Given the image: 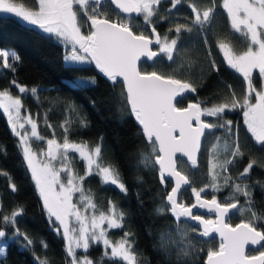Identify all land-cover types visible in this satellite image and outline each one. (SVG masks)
Masks as SVG:
<instances>
[{
    "label": "snow or ice",
    "instance_id": "obj_1",
    "mask_svg": "<svg viewBox=\"0 0 264 264\" xmlns=\"http://www.w3.org/2000/svg\"><path fill=\"white\" fill-rule=\"evenodd\" d=\"M163 2L33 0L29 6L27 0H0V14H12L38 30L44 39L63 45L66 49L63 60L67 65L94 64L114 89L119 86V92H114L115 102L122 112L134 118L145 141L137 166L158 170L159 181L166 189L171 183L170 191L162 198L164 206L157 208V212H169L175 221L174 229L161 233L159 244L170 260L175 256L174 264H189L193 254L200 252L205 254L203 264H264V250L257 249V254L246 251L249 245L264 249V210H256L258 205L252 192L256 185L264 188V181L251 183L254 169H264V159L249 156L246 164L239 167L246 148L240 143L238 127L227 119L229 112L241 110L247 132L255 145L264 150V0H223L222 8L226 10L231 29L246 41L243 50H238L227 36L213 32L216 0H207V3L168 0L167 14L161 15ZM109 3L119 13L128 15L112 19L105 10ZM184 4L190 14L178 17L173 10ZM133 13L142 16L149 34L133 30ZM165 22L169 27L161 34L157 24ZM186 37L200 42L205 53L203 61L193 59L192 47L185 46ZM153 45L157 47L154 49ZM142 57L166 62L171 71H141L138 62ZM20 62L16 51L0 49V71L16 73ZM201 63L207 64L208 74L215 73L220 79L223 95L214 93L200 98L198 81L192 74ZM222 65L243 78L244 88L239 95L232 84L220 77ZM201 73L200 79H203L204 69ZM94 83V78L81 77L73 86L87 88ZM43 91L39 86L30 88L13 78L9 87L0 89V110L17 138V147L49 226L64 241L65 264H104L105 258L123 264H141L132 232L124 231L117 240L109 236L110 230L125 227L126 212L111 199L106 210L101 208L91 190L84 186L89 177L96 176L101 184L113 185L121 193H128L118 168L104 160V137L99 136L93 142L70 139V134L76 131L73 125L87 129L90 121L80 116L73 102L56 98L55 105L65 114L59 124L62 142L58 140L48 120L53 108L33 113L25 103V98L30 97L40 105ZM188 94L194 99L189 100ZM185 100H188L186 105ZM41 120L45 127L53 129L52 138L41 134ZM218 130H223V136H215ZM208 136H214L216 141L207 150L210 182L203 187H191L192 180L182 166L190 163L192 168L199 167L202 148L210 143ZM33 141H43L46 147L37 150ZM0 153L7 155L2 145ZM70 153L78 154L85 163L83 175L74 169ZM0 176L7 178L12 193L19 191L8 171L0 168ZM184 186L191 187L195 203L187 204L181 199ZM225 188L230 194L223 202L216 195L211 199L202 195L208 189L221 192ZM195 208L215 213V219L194 214ZM236 211H247L249 218L235 225L228 223L231 213ZM24 213L22 204L5 210L0 198V258L6 256L9 242H13L31 251L36 264H50L46 255L48 243L38 241L45 255H37V241L19 227V218ZM186 221L196 223L189 225ZM214 233L220 238L218 246L206 250L196 247L197 237L209 238L206 243H211ZM93 245H102L98 260L89 255Z\"/></svg>",
    "mask_w": 264,
    "mask_h": 264
},
{
    "label": "trees",
    "instance_id": "obj_2",
    "mask_svg": "<svg viewBox=\"0 0 264 264\" xmlns=\"http://www.w3.org/2000/svg\"><path fill=\"white\" fill-rule=\"evenodd\" d=\"M205 1V0H204ZM29 6L33 0H27ZM168 2L165 6H169ZM112 19H117L118 9L110 5L105 9ZM166 10V9H165ZM178 17L190 14L187 5H181L173 11ZM167 14L166 11L162 15ZM139 20L140 18H134ZM0 49H11L18 53L21 62L17 65V72L11 73L8 70L0 72V89L9 87L13 78L28 87L39 86L45 91L40 93L41 104L30 97L25 98V103L33 112H41L52 107L53 111L49 113L48 120L53 125L56 138L62 142V129L59 124L65 118L62 109L55 105L56 98L66 102H73L76 111L82 117L90 121V127L79 129L78 125H73L76 131L70 134V139L79 141L81 139L93 142L99 136L104 137L103 156L106 163L114 165L120 171L122 178L125 180L128 193H121L113 185L101 184L100 178L96 176L89 177L85 181V189H90L94 194L96 202L101 208H107L109 199L126 212L125 227L123 229H114L109 232L112 239H119L124 231H130L134 234L135 250L138 254L141 264H174L175 256L169 257L159 248L160 235L165 230L175 228L174 218L169 212L158 213L157 208L164 206L162 198L170 191L171 183L166 189L158 178V170L137 166L139 153L145 150V141L139 126L134 118L127 112H122L119 105L114 99V92H119L120 88L115 89L112 82L106 79L94 64L69 66L63 60L65 48L55 40L44 39L38 30L19 21L12 14H0ZM216 27L213 32L222 36H227L238 50H243L246 46L244 37L235 33L231 27L226 11L220 6L217 9L215 18ZM157 27L163 34L169 27L168 23H159ZM216 29V30H215ZM185 46H191L193 49V59L203 61L205 53L200 42L196 38L189 40L187 37ZM215 51V50H214ZM217 59H219L217 57ZM204 69L203 79H200ZM142 70L145 72L164 71L170 72L167 63L154 62L153 64H142ZM95 77V83L90 84L87 88H77L73 83L81 77ZM220 77L232 84L239 95L243 88V78L232 70L221 66ZM187 78V77H184ZM192 78L198 81L199 96L201 99L216 93L223 95L221 92L223 85L215 73H207V64H199ZM13 94L16 90L12 89ZM226 91V90H225ZM189 98V97H188ZM190 99L194 97L190 96ZM188 100L184 101L186 104ZM51 102V103H49ZM95 102V103H93ZM231 115V119L238 123L239 138L242 146L246 148V155L241 161L242 168L249 156L264 159V150L255 145L247 129L242 126L239 117ZM238 118V120H237ZM53 129L45 127L43 121L40 123V132L46 138H52ZM0 145L6 148L7 155L0 153V168L8 171L14 182L17 184L19 191L12 193L8 188L7 178L0 176V198L3 200L5 210L10 211L17 204H22L25 213L19 218V227L26 231L34 241L36 254L45 255V251L40 247L38 241L44 240L49 247L46 255L50 264H65L64 241L57 236L49 226L46 214L41 207V201L37 194L30 173L27 171L22 160L21 153L17 147V138L10 131L6 117L0 110ZM205 147V146H204ZM205 148L200 159L199 167L192 168L188 163L183 165L189 170L188 176L192 180V187H202L209 183L210 178L207 175V159ZM73 159V167L81 175L84 173L85 163L78 158V154H69ZM184 160V159H182ZM186 161V160H184ZM236 170H233V175ZM137 177L140 179L137 180ZM264 181V169L255 168L251 183ZM229 189L221 191L218 195L222 198ZM253 197L258 205L257 211L264 210V188L256 185L253 189ZM182 200L190 202L193 198L188 191H185ZM241 203L243 198L241 197ZM240 220H246L245 218ZM237 218L232 222L240 221ZM184 221L182 220V224ZM187 224L192 225L187 222ZM175 236V232H173ZM195 235V234H193ZM207 240L197 237L194 241L197 248L218 246L219 241ZM89 255L98 260L102 256V247L93 246L89 250ZM205 254L203 252L193 254L189 259V264H203ZM1 264H36L33 260L32 252L19 247L18 244L9 242L6 256L1 258ZM104 264H123V262L108 261L106 258Z\"/></svg>",
    "mask_w": 264,
    "mask_h": 264
},
{
    "label": "rangeland",
    "instance_id": "obj_3",
    "mask_svg": "<svg viewBox=\"0 0 264 264\" xmlns=\"http://www.w3.org/2000/svg\"><path fill=\"white\" fill-rule=\"evenodd\" d=\"M166 2H168V0H164V2H163V4H162V6H161V15H162V13L165 11V9H167V8H169L170 7V5L169 6H165V3ZM198 2H200V3H207V0H198ZM222 3H223V0H216V5H217V9L221 6L222 7ZM111 4L109 3V4H107L106 5V7H108L109 8V6H110ZM112 6V5H111ZM180 6H178V8H179ZM177 8V9H178ZM175 10V9H174ZM173 10V11H174ZM226 11V10H225ZM125 16H127V15H125V14H123V13H118V14H116L115 15V17L116 18H123V17H125ZM132 16V19H131V23H132V26H133V30L134 31H137V32H140V31H144L145 32V34H148V31H149V29H147L146 28V26L144 25V23H143V18H142V16H137V14H135V15H131ZM140 18V21L138 20H135L134 18ZM65 51H66V49H65ZM84 65H86V64H84ZM0 72H2V71H0ZM85 78H94L95 79V77H89V76H85ZM232 114H234L233 116L234 117H239V119H240V121L238 120V118H237V120H238V122L240 123H242V126L244 127V128H246V126L244 125V123H243V115H242V111L241 110H239V109H237V110H235V111H232V112H229L228 114H227V119H230V120H232L231 118V115ZM212 119V118H211ZM233 121V120H232ZM234 122V121H233ZM234 125L236 126V127H238V123L235 121L234 122ZM239 129V128H238ZM215 136H223V130H218V131H216L215 132ZM208 141L210 142V143H206L205 144V152H206V159L208 158L207 157V150L210 148V146H211V143H215L216 141H215V138H214V136H208ZM33 147L35 148V149H37V150H39L40 148H42V147H46V143L45 142H43V141H33ZM183 167V166H182ZM183 170H184V172L186 173V174H189V170H187L186 168H184L183 167ZM210 182V181H209ZM203 187V186H202ZM187 191H188V193L191 191V189L190 188H188V189H186ZM185 190V191H186ZM225 190V189H224ZM184 191V192H185ZM183 192V193H184ZM220 192H213L211 189H208V190H206V192L204 193V194H208V195H210V196H212V195H216L217 196V198L219 199V200H221L222 202L225 200V198H227L228 196H229V194H230V190L227 192V193H225V195H223V197L221 198L218 194H219ZM190 194H191V196H193V194H192V191L190 192ZM77 196H78V194H77ZM76 199V197H74V200ZM243 204V203H242ZM237 218H238V220H240V219H243V218H245V219H248L249 218V213L247 212V211H245V212H243V213H241V212H238L237 211V213H235L234 214ZM114 230V229H113ZM111 231V230H110ZM112 239V238H111ZM113 240H117V239H113ZM93 246H101L102 247V245H93ZM92 246V247H93ZM102 250H103V248H102ZM0 260H1V258H0ZM0 264H1V261H0Z\"/></svg>",
    "mask_w": 264,
    "mask_h": 264
},
{
    "label": "water",
    "instance_id": "obj_4",
    "mask_svg": "<svg viewBox=\"0 0 264 264\" xmlns=\"http://www.w3.org/2000/svg\"><path fill=\"white\" fill-rule=\"evenodd\" d=\"M155 47H157V46L153 45V48H155ZM144 62H147V63H149V64H153V63H154L153 61H149V60H147L146 58H143V57H142L141 60L138 62V67L140 68L141 71H143V70H142V64H143ZM144 72H145V71H144ZM150 72H151V71H150ZM102 75H103V74H102ZM103 76H104V75H103ZM104 77H105V76H104ZM105 78H106V77H105ZM106 79H107V78H106ZM136 124H137V123H136ZM202 154H203V148H202L201 154H200L199 157H198V162H199V164H200V159H201ZM178 157H180V154H178ZM180 159H184V160L187 161V158H186V157H180ZM188 164L190 165V163H188ZM190 166H191V165H190ZM187 175H188V174H187ZM189 178H190V177H189ZM191 187H192V185H191ZM191 187H190V186H184V188L182 189V193H183L184 190H186V189H188V188H191ZM205 199H211V198H205ZM183 202H185V201H183ZM185 203H186V202H185ZM194 203H195V202H194ZM187 204H188V203H187ZM196 212H200V213H198L197 215H203L205 219H209V218H211V219H215V213L208 212L206 209H199V208H195V209H193V213L196 214ZM235 213H237V211L231 213L230 218H231ZM206 214H207V216H209V217H206ZM182 220H183V218H182ZM229 220H230V219H228V223L232 224L231 222H229ZM188 222H190V223H192V224H195V223H196V222H194V221H188ZM240 222H241V221H240ZM240 222H238V223H240ZM238 223H236V224H238ZM232 225H235V224H232ZM213 237H216L217 239L220 240L218 233H214V234H213ZM203 239L208 240L209 238H203ZM250 249H255V250H257V249H260V248H259V246H251V245H249V246L246 247V251H247V252H249ZM256 254H257V253H256Z\"/></svg>",
    "mask_w": 264,
    "mask_h": 264
},
{
    "label": "flooded vegetation",
    "instance_id": "obj_5",
    "mask_svg": "<svg viewBox=\"0 0 264 264\" xmlns=\"http://www.w3.org/2000/svg\"><path fill=\"white\" fill-rule=\"evenodd\" d=\"M124 14V13H123ZM125 15H128V14H125ZM132 15V14H131ZM133 15H135V13H133ZM216 27V25H215V23H214V25H213V28H215ZM157 30L159 31V29H158V27H157ZM216 30V29H215ZM149 32H150V29H149V31H148V34H149ZM160 32V31H159ZM239 34V33H238ZM241 35V34H240ZM156 48V47H155ZM154 48V49H155ZM144 63H147V62H144ZM143 63V64H144ZM150 71H153V70H150ZM149 71V72H150ZM190 96H191V94H188V99L189 100H191L190 99ZM188 102V101H187ZM186 102V103H187ZM186 105V104H185ZM208 119H211V118H208ZM191 189V188H190ZM185 191V190H184ZM183 191V192H184ZM187 191V190H186ZM191 192V191H190ZM189 192V193H190ZM183 194V193H182ZM203 195V197L204 198H211L212 196H210V195H208V194H202ZM192 200L190 201V202H186V203H188V204H192V203H194L195 202V197L194 196H192ZM182 199V198H181ZM184 201V200H183ZM222 202V201H221ZM198 213H200V212H196V214H198ZM206 217H209V216H207V214H206ZM235 218H237L235 215H233L231 218H230V220H229V222H231L232 224H236V223H238V222H240V221H242V220H240V221H237V222H232V220H234ZM238 219V218H237ZM188 222V221H187ZM190 223V222H189ZM192 224V223H191ZM192 225H194V224H192ZM217 238L216 237H214L212 240H216ZM218 241H219V239H217ZM259 250H264V249H259ZM249 254H256L257 253V250H255V249H250V251L248 252Z\"/></svg>",
    "mask_w": 264,
    "mask_h": 264
}]
</instances>
